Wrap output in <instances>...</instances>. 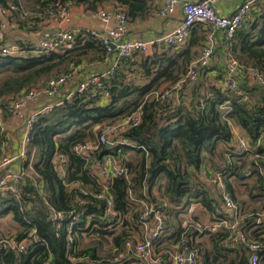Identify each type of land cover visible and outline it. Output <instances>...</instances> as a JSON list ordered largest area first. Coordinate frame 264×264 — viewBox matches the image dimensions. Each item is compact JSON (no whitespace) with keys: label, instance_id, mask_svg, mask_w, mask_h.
<instances>
[{"label":"trees","instance_id":"16d2710c","mask_svg":"<svg viewBox=\"0 0 264 264\" xmlns=\"http://www.w3.org/2000/svg\"><path fill=\"white\" fill-rule=\"evenodd\" d=\"M69 3L90 11L110 3L129 20L140 18L149 10L148 0H0V9L8 12L10 19H16L19 28L31 26L30 29H35L39 21L37 15L49 17L50 11L57 13L59 5ZM23 4L30 5L35 15L23 9ZM260 5L251 11L253 17L250 16L246 25L235 31L230 52L244 65L264 73V2L262 7ZM17 43L21 48H28L31 42ZM71 43L72 46L63 51L0 55L3 120L11 115L10 101L21 92L46 85L49 79L68 71V63L77 64L90 52L106 53L99 39L90 34L84 37L78 34ZM190 56V48L176 45H165L151 53H134L120 59L113 74L102 81V93L91 96L88 91L74 92L68 99L62 97L51 111L37 116L30 130L24 166L34 149L31 163L41 186L27 176L18 197L9 191L0 193V217L11 214L21 227L10 237L21 240L31 231L34 233L27 239L24 251L16 252L3 245L1 264H133L136 257L130 253L124 255V252L130 242V229H137L138 205L129 198L128 190L133 197L145 200L165 217V235L154 243L161 264H170V253L184 229L180 222L172 223L173 216L178 217L193 203H200L218 216L214 207L217 203L199 177V171L207 159L211 161L218 155L221 144H227L223 161L217 164L212 160L211 163L217 169L213 171L223 175L233 194L228 178L244 174V161L238 166L233 158L238 160L257 154L251 162L252 172L257 168L255 160L264 164V88L249 82L246 74L240 73L236 89L207 82L199 85L198 79L194 88L182 94L184 102L157 101L153 93L169 88L185 73L192 62ZM138 107L142 110L141 123L124 134L118 144L102 145L94 151L90 167L73 152L76 143L93 138L103 123L122 118ZM234 125L248 137L251 153H234ZM4 134L0 130V155L6 141ZM129 150L137 157L128 160L125 153ZM57 155L67 159L63 178L56 168ZM105 156L112 157L115 164L125 165L129 173L127 179L112 178L109 187L115 208L129 216L118 230L108 228L111 222L104 217L103 200L67 186L77 182L85 190L99 191L97 171ZM258 180L264 189L262 177ZM157 185L161 188L158 189L160 196L154 193ZM47 205L61 211L63 218L51 221ZM221 214L222 219H228L223 212ZM241 228L262 242L258 256L259 263L264 262V237L242 224ZM195 235L197 232L189 229L184 236L186 242L179 248L188 245L196 249L201 264H250V250L245 244H226L228 228L209 233V245L194 240ZM78 258L82 259L74 260Z\"/></svg>","mask_w":264,"mask_h":264},{"label":"built area","instance_id":"2783aa9c","mask_svg":"<svg viewBox=\"0 0 264 264\" xmlns=\"http://www.w3.org/2000/svg\"><path fill=\"white\" fill-rule=\"evenodd\" d=\"M217 0H160V6L157 13L160 17H166L173 13L175 6L182 3L183 17L177 26L169 33L161 36L157 41H144L142 39L129 40L125 37L128 31V17L121 11L114 8H100L96 11V16L106 26L104 33L90 31L89 34L98 38L106 53L115 52V58L112 64L95 74L78 82L77 86L66 93L65 98H70L74 92L88 91L91 96L102 93L100 91L102 81L111 76L120 59L130 56L134 53L147 52L154 45H183L186 41L189 31L195 25H203L205 27L204 43L200 47L196 58L191 62L186 72L178 77L169 88L162 91H155L153 97L160 103H167L178 94L188 91L196 84L199 69L207 67L214 54L216 47V36L220 34L221 44L226 50V75L222 81L223 88L236 89L238 81L236 77L240 73H245L249 82L259 84L264 88V73L258 69L244 65L231 52L230 46L235 31L241 26H245L250 19L251 11L264 0H243L236 10L230 15H220L216 12L214 4ZM68 5H59L57 13L50 11L49 17L57 20L68 10ZM14 8V6H11ZM23 15L26 13L23 11ZM1 27V17H0ZM74 35L71 31L58 30L52 33L49 37L38 39L31 42L28 48H21L17 42L5 44L0 42V55H18L21 51H26L29 54L35 55L48 51H57L63 49L67 43L72 42ZM71 77V72H64L56 77L49 79L44 88L31 87L30 89L18 94L10 101V113L16 115L29 103L35 101L38 97L44 96L49 100V103L38 110H32L26 117L23 125L22 138L18 151L0 155V193L7 191L18 197L20 195V187L24 184L25 178L29 176L30 180L35 185L41 186V182L37 180L38 175L32 168V157L34 149L31 150L30 158L27 166L24 162L27 159L28 143L30 140V130L33 122L40 113L51 111V109L59 104L61 100L55 101L61 87ZM142 110L141 107L134 109L128 115L119 118L115 121L103 123L98 127L96 135L91 139L78 142L73 146V152L84 159L85 165H91L92 154L100 146L110 143L112 146L119 143L122 136L141 123ZM0 130L5 131L6 125L3 120L2 110L0 108ZM234 153H251V147L248 137L244 132L236 131L232 127ZM111 146V147H112ZM258 157L257 154L254 155ZM20 162V167L16 171L9 170L7 167ZM67 159L63 155L55 157V164L62 178L65 176V166ZM258 171L262 177V185L264 186V164L256 163ZM100 179L99 191L91 192L80 187L79 183L71 182L67 186L79 188L86 196L95 197L104 201V217L111 222L109 229L118 230L124 223V219H128V214H123L115 208L114 200L110 193V182L114 177L128 178L129 173L125 165L115 164L112 157L105 156L100 169L97 171ZM209 182L215 186L225 209L230 211L229 219H219L208 225H198L192 222L183 225L181 239L177 245L173 247L170 253L172 264H201L198 260L197 250L190 246H184L180 249V245L185 241V233L190 229L196 231L198 235L194 236V240L199 238V235L205 233H215L221 227L229 229V235L225 239L226 244H234L241 242L250 250V264H259L258 251L262 248V242L255 236H251L241 228L244 216L240 213L239 207L234 200L233 194L225 182L223 175L220 172H213L209 177ZM129 198L138 205L137 213V229H130L131 236L128 247L124 255L136 257L133 264H161L162 260L160 253L155 251V241L165 235L167 223L162 212L156 209L153 205L145 200L133 197V194L128 190ZM79 202H82L78 197H75ZM86 201V200H85ZM166 205V203H164ZM49 219L56 222L63 218L61 211L55 210L51 205H47ZM129 229L128 225H125ZM31 231L27 237L16 240L15 237H3L0 239V249L4 245L5 248L20 252L24 251L27 245V239L33 235ZM192 237V236H191ZM193 238V237H192ZM186 242V241H185ZM82 258L74 259L80 260ZM1 264V263H0Z\"/></svg>","mask_w":264,"mask_h":264},{"label":"crops","instance_id":"0c3cea01","mask_svg":"<svg viewBox=\"0 0 264 264\" xmlns=\"http://www.w3.org/2000/svg\"><path fill=\"white\" fill-rule=\"evenodd\" d=\"M242 1L243 0H217L214 4V7L218 14L230 15L236 10V8L242 3ZM263 2L264 1L259 4L263 5ZM148 5L149 10L142 17L136 18L134 20H129L128 31L125 35L127 39L157 41L161 36L172 31L182 20V3H178L175 6L173 13L166 17H160L157 13V9L160 6V0H148ZM27 6H24V8H28ZM103 8H112V6L110 5V3H107ZM256 11H259V9L256 8ZM95 13L96 11H90L85 9V7L83 6H76L69 3L67 12L60 16L57 20H53L50 17L46 16L42 18L40 15H37L39 21L36 23L35 29H30L32 28L31 26H27L26 29H21L19 28L16 19H10L8 16V12L0 9V42L5 44H11L17 41L33 42L38 39L49 37L52 33L58 30L71 31L74 35V38L78 34H81L84 37L86 36V34H89L90 31L104 33L106 26L102 23L99 17L96 16ZM251 15L253 17L252 13ZM204 37L205 27L200 24L195 25L189 31L185 43L183 45H179L178 48H190V58L193 61L196 58L200 47L204 43ZM221 41L222 39L220 34H217L216 47L214 49V54L209 65L203 69H199V80L197 79L199 85L204 84V82H207L208 84H222V81L224 80L226 75V53L221 44ZM71 46V42L67 43V45L63 49L57 51H63L64 49ZM163 46L165 45H154L149 51L143 53H151L154 50L161 49ZM18 55L26 56L30 54L26 51H21ZM114 58L115 52L104 54L90 52L85 56V58L80 59L77 64L68 63V71L66 72H71V77L66 82V84L61 87L59 93L55 98V101L60 100L66 95V93L74 89L79 81L108 68L112 64ZM240 77L241 76L238 75L236 77V80L238 81ZM187 92L188 91L182 94L186 95ZM182 94H178L173 97L171 102L173 104L184 102ZM47 103H49V100L44 96H40L35 101L29 103L16 115H9L6 119L4 118V123L6 125L4 135L6 137V141L3 143L1 154L18 151L22 138L23 125L25 123L27 115L30 111L38 110ZM233 129L243 132L239 127L235 125L233 126ZM227 146V144H221L217 149L218 155L212 157L211 161L207 159L201 168V172L199 171V177L208 187L211 196L217 203L214 205V207L215 210H217L218 216L215 217L212 214L213 212L207 210V208H205L200 203H193L189 207L191 209V211L188 213L189 219L181 223L182 226L189 222L198 225L211 224L215 220L222 219V212L226 216H228V219L230 218V211L225 209L222 200L215 189V186L209 182L208 178L213 172H215L213 170H217L211 162L214 161L217 162V164L221 163L223 161V158H225L224 150ZM125 156L128 160H132L137 157L134 152L133 155L129 152L125 154ZM252 159L256 158H254V156L250 154L245 155L238 160H235L233 158V163L235 162V164H237L238 166L241 164V161H244V167L242 168L244 174L241 173L239 177L232 175L228 178V181L233 192L234 200L239 207L240 213L244 216L242 226H247V230L250 231L257 230L260 235L264 237V189L260 187V182L258 179L261 176L258 168H256V170L252 172ZM256 161L257 160H255V163H257ZM19 167L20 162H17L8 166L7 168L9 170L16 171L19 169ZM209 172L211 173L209 174ZM9 215L10 214L0 217V221L4 217H7ZM15 229L20 230L21 227L16 223ZM1 231L3 230L0 229V232ZM206 236H208V233L199 236L197 240L203 242L205 241ZM204 243L209 245L210 241L206 240V242ZM169 261L170 264H172L171 258ZM259 264H264V262H260Z\"/></svg>","mask_w":264,"mask_h":264},{"label":"rangeland","instance_id":"374dc122","mask_svg":"<svg viewBox=\"0 0 264 264\" xmlns=\"http://www.w3.org/2000/svg\"><path fill=\"white\" fill-rule=\"evenodd\" d=\"M24 6H27L25 4H23ZM23 6V9H25L26 11L30 12L31 14L35 15V12H34V9L32 7L27 6L28 8H24ZM32 16V15H31ZM206 81V80H205ZM45 84L44 85H39L38 87L39 88H44ZM130 154L133 155V152L131 150H129ZM129 152H126L125 154L129 153ZM130 158V157H129ZM161 188L157 186H155L154 188V193L157 195V196H160V191L158 190ZM191 211V209H186V211H183L181 212L178 217L176 216H173L171 218L172 220V223L173 224H178L179 222L180 223H183L185 221H187L189 219V216H188V213ZM193 211V210H192ZM15 226H16V223L15 221L12 219V216L11 214L7 217H4L1 221H0V229H2L3 231L0 232V236L1 237H10V236H14L18 230L15 229ZM171 231V230H170ZM169 231V232H170ZM209 237L210 236H206L205 238V241L203 242H206V240H209Z\"/></svg>","mask_w":264,"mask_h":264},{"label":"water","instance_id":"95a60500","mask_svg":"<svg viewBox=\"0 0 264 264\" xmlns=\"http://www.w3.org/2000/svg\"><path fill=\"white\" fill-rule=\"evenodd\" d=\"M196 86V84H194L193 86H192V88H194ZM112 145L110 144V143H108V144H106V147H111Z\"/></svg>","mask_w":264,"mask_h":264}]
</instances>
